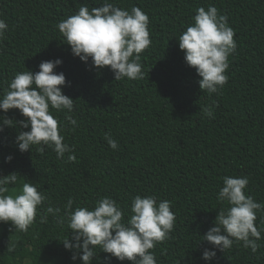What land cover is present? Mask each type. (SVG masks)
I'll return each instance as SVG.
<instances>
[{
	"label": "trees",
	"instance_id": "obj_1",
	"mask_svg": "<svg viewBox=\"0 0 264 264\" xmlns=\"http://www.w3.org/2000/svg\"><path fill=\"white\" fill-rule=\"evenodd\" d=\"M101 2L0 0V19L8 25L0 40V96L15 74L37 72L42 61L61 59L54 71L64 73L63 93L74 100V109L54 116L76 156L72 162L68 153L58 159L51 147L20 152L15 138L30 129L6 126L0 132V176L15 171L20 181L45 191L49 200L41 214L49 204L63 214L70 197L93 206L110 196L126 213L136 195L170 200L176 223L170 238L154 249L158 264H208L201 254L212 246L201 236L225 206L217 200L222 177L248 176L247 194L264 202V0H113L148 14L152 40L141 54L144 78L121 81L110 68L98 71L91 59L85 63L75 57L56 27L81 5L100 7ZM209 5L228 17L237 41L228 82L211 96L200 90L201 78L185 63L176 39L196 9ZM213 103L215 116L207 118L202 109ZM5 115L25 119L17 109L0 110ZM69 115L77 126L68 122ZM106 133L117 141V150L108 145ZM9 155L13 159L6 163ZM20 186L10 185V192ZM256 225L264 227V212L257 213ZM68 232L67 224H58L51 214L46 222L38 215L27 232L0 222V264H74L60 241ZM9 241L16 244L13 252L7 251ZM258 243L256 253L242 242L225 253L217 250L211 264H264V233ZM107 255L100 253L94 264H131L115 257L105 261Z\"/></svg>",
	"mask_w": 264,
	"mask_h": 264
},
{
	"label": "clouds",
	"instance_id": "obj_2",
	"mask_svg": "<svg viewBox=\"0 0 264 264\" xmlns=\"http://www.w3.org/2000/svg\"><path fill=\"white\" fill-rule=\"evenodd\" d=\"M100 4V7L83 4L75 14L58 22L56 27L63 43L69 45L71 53L82 62L91 59L96 70L110 68L115 81L143 79L141 54L152 44L148 14L137 6L130 11L121 8L113 0H102ZM7 29L5 20L0 19V40L5 38ZM234 37L235 30L229 25L228 17L209 5L207 9L198 7L192 22L176 38L179 49L184 52L185 63L201 78L198 80L200 90L209 96L219 95L228 82L229 58L237 49ZM61 64L59 58L42 61L39 71L27 70L14 75L0 96V110L7 113L17 109L25 119L15 121L6 115L0 116V132L6 126L30 129L18 132L15 138L20 152L32 151L33 146L40 152L51 147L58 159L68 153L67 160L72 162L76 160L75 149L64 143V127L54 116V112L71 113L74 109V100L63 93L64 73L54 71ZM216 106L214 103L205 106L203 115L214 118ZM66 119L77 126L72 116ZM105 139L113 150L118 149L117 141L110 134L106 133ZM12 159L9 155L5 162L10 163ZM19 177L21 175L15 171L0 176V222H11L15 231L27 232L38 215L41 222H46L51 214L58 224H67V238L58 240L72 253L74 264L77 260L80 264H94L100 253L110 254L103 258L108 262L115 257L131 264H158L154 249L170 238L176 223L172 201L152 194L136 195L126 213L110 196L101 197L93 206L76 204L70 197L63 214L51 204L41 214L48 195L28 180L20 181ZM18 182L19 190L10 192L9 186ZM248 184V176L222 177L217 200L225 206L218 209L214 226L201 236V241L212 246L201 254V259L208 264L216 258L217 250L225 253L234 244L242 242L252 253L261 246L258 241L264 227L258 228L256 220L257 213L264 212V202L247 194ZM15 247L16 244L9 241L7 251L13 252Z\"/></svg>",
	"mask_w": 264,
	"mask_h": 264
}]
</instances>
